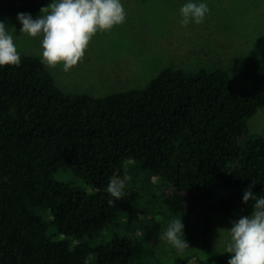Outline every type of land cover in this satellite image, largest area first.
<instances>
[{
  "label": "trees",
  "instance_id": "16d2710c",
  "mask_svg": "<svg viewBox=\"0 0 264 264\" xmlns=\"http://www.w3.org/2000/svg\"><path fill=\"white\" fill-rule=\"evenodd\" d=\"M51 2L0 0V17ZM231 70L251 84L171 66L145 88L97 97L63 91L36 56L0 66V264H228L213 251L162 260L157 249L166 213L206 234L213 214H251L253 182L264 195V134L248 125L264 108V63L237 57ZM61 168L96 191L59 181ZM113 178L124 180L120 200L107 192ZM139 189L151 206L134 201Z\"/></svg>",
  "mask_w": 264,
  "mask_h": 264
},
{
  "label": "rangeland",
  "instance_id": "374dc122",
  "mask_svg": "<svg viewBox=\"0 0 264 264\" xmlns=\"http://www.w3.org/2000/svg\"><path fill=\"white\" fill-rule=\"evenodd\" d=\"M189 2L206 3L210 11L201 24L193 21L184 27L180 9ZM121 3L126 12L125 22L110 31L98 32L76 67L65 72L62 65L52 68L44 62L63 91L104 97L116 91L145 88L171 66L188 73L201 68H221L229 73L235 84L249 86L247 78L232 72L235 59L254 57L264 63V0H121ZM18 14L8 12L0 21L16 29L14 42L21 58L36 56L43 60L42 36L21 34ZM29 14L36 19L41 13ZM248 125L251 134H264V108L249 119ZM141 173L138 165L128 170L130 187H134L132 179ZM56 179L74 183L87 195L96 191L68 168H61ZM145 194L139 189L134 199L144 208L151 206ZM166 215L169 218L162 227L157 249L162 260L178 254L204 257L209 251L228 260L231 258L232 254L226 253L230 234L218 230L231 229V222L236 219L213 214L209 230L204 234L193 217L184 213ZM178 216H181L184 236L190 246L182 253L161 239L168 224ZM110 239L111 233L95 242Z\"/></svg>",
  "mask_w": 264,
  "mask_h": 264
},
{
  "label": "clouds",
  "instance_id": "9594fccd",
  "mask_svg": "<svg viewBox=\"0 0 264 264\" xmlns=\"http://www.w3.org/2000/svg\"><path fill=\"white\" fill-rule=\"evenodd\" d=\"M210 11L206 3H186L181 9V24H201ZM33 19L29 13H19L21 34L42 36V58L52 68L63 66L69 72L83 60L93 37L98 32L112 30L125 22L126 12L121 0H53L40 9ZM14 27L0 21V66L19 65L20 53L14 42ZM253 182L244 192L243 202L254 201L250 215L233 220L226 253L231 258L228 264H264V195L256 196ZM124 180L113 178L107 187L112 198L120 200L124 195ZM112 202L111 200L109 201ZM182 216V215H181ZM181 216L170 222L161 239L184 252L189 244L184 236Z\"/></svg>",
  "mask_w": 264,
  "mask_h": 264
}]
</instances>
